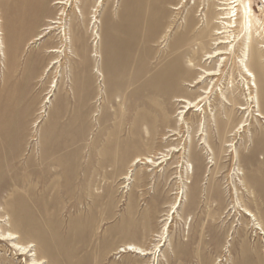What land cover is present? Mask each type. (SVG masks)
<instances>
[{"label":"rangeland","instance_id":"obj_1","mask_svg":"<svg viewBox=\"0 0 264 264\" xmlns=\"http://www.w3.org/2000/svg\"><path fill=\"white\" fill-rule=\"evenodd\" d=\"M221 1L0 0V228L35 252L0 240V264H264V118L236 132L258 112L239 47L218 54L217 35L200 36ZM202 94L206 136L202 112L176 99ZM161 152L171 158L158 167L133 163Z\"/></svg>","mask_w":264,"mask_h":264},{"label":"bare ground","instance_id":"obj_2","mask_svg":"<svg viewBox=\"0 0 264 264\" xmlns=\"http://www.w3.org/2000/svg\"><path fill=\"white\" fill-rule=\"evenodd\" d=\"M210 1V0H208ZM57 3H64V0H56ZM262 5L260 6L261 14H255L252 8L253 0H223L220 3L221 6L217 10L221 11L218 13V17L212 16L207 17L206 15V24L207 28H205L204 31L200 32V36L202 38H205L208 35H217L215 38L217 40L218 45H221V47H218V49H222L218 52V54H235L236 47H239L240 51V57L238 60V66H239V75L240 80L242 83V88L244 90V93L248 96L244 95V101L247 102V106L250 108L253 106L254 108L257 107V113H249L246 120H242L238 123L236 132L244 131V128L247 125V121L249 120L250 115H255L258 118H264V114L260 111V83H259V76H260V70H263L264 68V19H262V14L264 16V0L261 1ZM179 6V5H178ZM174 6V7H178ZM182 6V5H181ZM212 13L216 12L215 9H211ZM1 14V10H0ZM18 17H22L26 15V11H18L15 13ZM15 15V16H16ZM192 16V13H191ZM20 19V18H19ZM26 20V19H25ZM52 23L58 22L57 19H52ZM218 23V26H215V24ZM202 25V24H201ZM2 19L0 17V35L4 34L2 31ZM15 27V26H14ZM52 25H48L46 30L44 32L40 33L37 38L40 39L44 36V33L48 32V30L52 29ZM187 31L190 32L193 30V27L189 24L186 27ZM213 32V34H212ZM65 34V30H64ZM16 42L13 43L12 48L13 50H19L20 49V38H16ZM0 47L4 48V41L3 37L0 36ZM52 50H58L56 48H52ZM214 55H210L209 57H214ZM226 59V58H225ZM225 59H223L220 64L219 68L212 70V69H205L204 74H199L195 78V83H199L201 79L207 78L211 75H217L220 74L219 70L220 67L225 65ZM195 65V64H194ZM196 66V65H195ZM193 69V68H192ZM257 72L259 74H257ZM264 72V71H263ZM264 74V73H263ZM193 84V83H192ZM211 91H208L207 88L204 91V93H210ZM221 98L224 101L225 104L232 106L234 109V104L232 103V100L229 99L224 91L220 89ZM178 101L183 102L184 106L182 109V112L188 113L192 108H195L197 111H201L203 114L202 119L199 122L200 129L203 130L201 135H205L204 127L207 123V108L206 100L207 96L199 95L194 100H190L185 97H178L176 98ZM209 105V104H208ZM239 109H248L245 107V105H242ZM212 117L215 118L216 115L212 113ZM226 117V116H225ZM256 117V118H257ZM257 118V119H258ZM182 119V118H181ZM184 119V118H183ZM181 124V123H179ZM206 128V127H205ZM258 130V129H257ZM235 132V133H236ZM177 132L175 131L174 134ZM204 133V134H203ZM207 134V133H206ZM206 136V135H205ZM201 140L202 144H204L207 147V151L211 152L213 154L212 146L210 145L208 139L206 137L202 138ZM133 140V139H132ZM233 142V141H232ZM232 146V143L226 144V146ZM233 147V146H232ZM235 147V146H234ZM183 148V147H182ZM182 148L179 149V146H173L170 148L174 151H180ZM234 149V148H233ZM232 149V150H233ZM231 150V151H232ZM234 158L238 156V151L234 149ZM214 156V155H213ZM168 153L161 152L159 156H147L144 158L137 157L134 159L133 163H145L149 164L152 167H158L165 162L167 163V160L170 159ZM45 158L43 155L39 158V164L45 163ZM214 158L210 160V162H213ZM215 163V162H213ZM238 175V180L246 187V182L242 179L240 175H244L243 171L234 172V174ZM232 174V173H231ZM235 174V175H236ZM128 177V176H127ZM232 177V176H231ZM181 202L176 203L174 206L179 207ZM247 210V209H246ZM247 214L251 215L252 212L247 210ZM173 212L171 217H173ZM6 218H0V222H5ZM8 225L7 221L6 224ZM20 238V235L16 232H10L6 231L4 232L3 229L0 228V240L1 241H11V245L14 247V250H17L18 254L24 255L29 253L31 256H35V252H33L32 246H34L33 243H30V245H20L17 243V239ZM162 245V244H161ZM13 249V248H12ZM160 249V248H158ZM119 251H123L126 253L132 252L136 253L142 256H146L151 252V250L147 248H142L135 244H126L125 246L121 247ZM33 252V253H32ZM156 256V254H155ZM156 258V257H155ZM0 259H4L3 257H0ZM29 264H44L41 260H38L37 258L33 257Z\"/></svg>","mask_w":264,"mask_h":264}]
</instances>
